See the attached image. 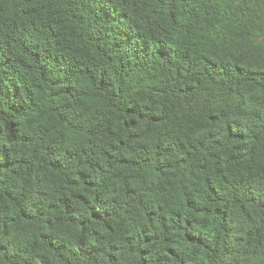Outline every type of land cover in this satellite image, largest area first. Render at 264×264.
<instances>
[{"label":"trees","instance_id":"1","mask_svg":"<svg viewBox=\"0 0 264 264\" xmlns=\"http://www.w3.org/2000/svg\"><path fill=\"white\" fill-rule=\"evenodd\" d=\"M0 264H264V0H0Z\"/></svg>","mask_w":264,"mask_h":264}]
</instances>
